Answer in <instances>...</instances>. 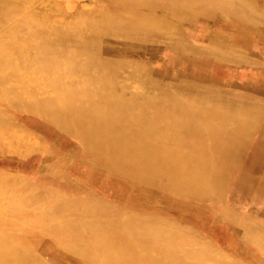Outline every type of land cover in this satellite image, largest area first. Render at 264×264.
Instances as JSON below:
<instances>
[{"label": "bare ground", "instance_id": "1", "mask_svg": "<svg viewBox=\"0 0 264 264\" xmlns=\"http://www.w3.org/2000/svg\"><path fill=\"white\" fill-rule=\"evenodd\" d=\"M99 1H77L72 9L69 0H0V161L68 183L55 165L72 158L53 143L65 134L109 162L108 170H141L144 186L134 189L156 195L150 184L158 183L179 197L178 211L200 212L203 202L223 199L210 192H224L249 214L225 222L213 215L184 237L129 233L112 220L77 218L87 199L48 183L47 193L38 189L42 184L27 195H7L4 179L20 176L1 171L0 264H41L30 256L35 243L49 248L45 237L57 236L66 254L93 264H264L231 246L244 239L264 255V0ZM26 14L37 25H22ZM157 50L171 52L178 67L181 61V72L145 65ZM212 107L223 110L221 142L241 144L222 151L213 141L212 150L222 153L202 170L176 148L187 146V133L211 125ZM2 108L23 111L29 124L18 126ZM37 153L52 159L42 163ZM218 169L236 181L215 183ZM175 172L182 183L162 178Z\"/></svg>", "mask_w": 264, "mask_h": 264}, {"label": "rangeland", "instance_id": "2", "mask_svg": "<svg viewBox=\"0 0 264 264\" xmlns=\"http://www.w3.org/2000/svg\"><path fill=\"white\" fill-rule=\"evenodd\" d=\"M69 1L72 9L75 8L77 1L81 4L89 3L87 0ZM99 4L105 5L108 3L105 2V0H100ZM20 20L22 25H25V27H28L29 25L30 27H32V25H37V23L32 21L30 14H26V18L22 16ZM192 26L194 30H199L197 29L198 27L201 28L196 24H193ZM217 30L221 31L220 29ZM171 54L172 53L169 51L157 50L155 54H151L146 57V60L143 63L155 69H160L167 74L172 75L174 71V74L179 73L181 72V61L178 64L179 67L177 64L172 63L171 60L175 59V56L171 58ZM196 105H193V107L200 111L198 108L199 106ZM2 110L8 113L18 126H27L29 124L28 116L23 111L15 109H9V111H7L4 108H2ZM212 110L215 111L216 114H214V116L211 115L212 117H215V119L210 120L211 125H208L209 127L204 126L199 131L195 129L194 131L187 133L184 135V139L182 140V142L187 146L176 148L180 151V153L190 154L196 161H199V165L202 170L213 167V155L215 154V156H218L222 153L212 150V146L215 145L212 143L213 141H216L222 151L227 149L229 146H239L241 144V141L239 140L234 141V143L232 141L231 143L221 142V131L218 129H220L221 126L224 127L225 123L218 117V115H220L223 110L215 107H212ZM30 126L34 127L32 122L30 123ZM46 127L49 128L50 126L46 125ZM42 128L46 129L44 125H42ZM59 135L62 140L55 139V141H53L54 145H56L55 150L60 149L64 153L68 154L72 159L67 160V158H65L61 161V163L57 162L55 167L61 169L63 172L65 171L64 175L68 183H62L59 178H53L54 176L47 173H32L29 169L26 170V168H29L28 166H25V169L23 170H16L14 160L11 161V163H4L0 161V172L3 171L4 173L9 174H17L16 172H19L18 175L20 176V179H4L5 183L8 185V188H6L7 192L5 194L9 195L11 192H15L18 195H27L30 193L33 186H41L42 184L43 185L38 187V189L42 191L41 193H47L45 189H48L46 186L48 183L49 186L54 185L63 191H68L72 195L87 199L88 205L85 204L83 210H76L80 212L76 213L78 216L77 218L86 216L89 219H97L102 223L112 220L114 223H121L119 224L120 226H123L121 229L124 230V228H126L129 233L135 232L137 229H141V235L150 232L158 236V231H165L167 234L175 231L182 234L184 237V234L187 233V228H202V225H206L207 221L213 215H215L219 220L225 222L227 221V216L229 215L240 217L239 214H249V209H246L245 211L243 206L233 203L230 198L224 194V192L221 194L218 192H210L221 196L223 199L219 200L220 202L218 203H212L211 201L203 202L204 206L201 207L200 212L196 211L187 214L186 209V211H178L175 209V206L177 207L180 203L178 202L179 197L174 196L167 188H160L157 185L158 183L150 184V189H154L156 191V195H152L145 191H138L137 188L134 189L135 186H144L141 170L136 169L132 171L129 169L128 171H124L120 166L113 168V170H108L111 165L109 162L99 158L89 149H85L82 144H80L77 140L68 137V135ZM239 136L244 137L241 135ZM63 141L69 142L70 146H62ZM209 146L211 147L209 148ZM36 156L42 163H48V161L52 159V155L47 153H37ZM0 157H3L1 152ZM215 172L217 173L213 175L212 179L215 183L230 185L231 182L236 181L235 174L232 175V173H225L224 169H218ZM117 173L121 174L123 177L117 176ZM162 178L169 181L172 178L178 183H182L183 180L178 172H175L172 175L166 174ZM2 179L3 178L0 177V182H3ZM16 184L21 185V187L15 188ZM186 186L192 192L203 191V189L196 184H187ZM160 196L162 198L161 200H159ZM18 198L20 199V197ZM97 201L103 202L105 205H100ZM43 202H46V199L40 198V203ZM95 202L97 203V207ZM56 212L59 213L60 210H56ZM72 213L73 212H69V215ZM35 214L37 215V213ZM34 218L36 217L34 216ZM34 218L29 216L20 217L21 221L24 222ZM176 222L180 224L175 226ZM103 226L105 225H99L98 228H102ZM63 237L65 241L73 242V239L68 235ZM45 238L47 242H50V247L43 248L44 242L42 243V240L39 243L34 242L35 245H37V248L34 247V249H37L35 250L37 253L30 249L33 252V254H30L31 257L36 255L38 262L41 264H65V262L73 263V260L67 259L64 254L63 249L65 246L62 244L64 240L61 236H57L56 238ZM83 239L87 242L92 240L91 237H83ZM21 240L24 241L25 239L22 237ZM243 240L244 239L231 243L232 248L234 249L238 246L240 251H245L255 257H259L260 261L264 262V255L258 252L253 245H250L247 241ZM80 241H82V238ZM232 250L229 251L225 249L223 251L227 252L230 256H236L235 251ZM87 262L89 264H93L90 257L88 260H83L81 255H79L77 261H74L75 264H87Z\"/></svg>", "mask_w": 264, "mask_h": 264}, {"label": "crops", "instance_id": "3", "mask_svg": "<svg viewBox=\"0 0 264 264\" xmlns=\"http://www.w3.org/2000/svg\"><path fill=\"white\" fill-rule=\"evenodd\" d=\"M64 254L66 255L67 259L73 260V263L65 262V264H75L74 261L77 259L76 257H74L72 254H66V252H64Z\"/></svg>", "mask_w": 264, "mask_h": 264}]
</instances>
